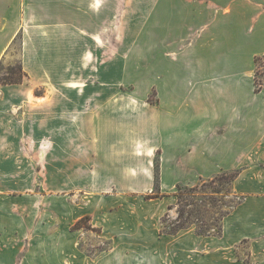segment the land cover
<instances>
[{
    "label": "crops",
    "instance_id": "0c3cea01",
    "mask_svg": "<svg viewBox=\"0 0 264 264\" xmlns=\"http://www.w3.org/2000/svg\"><path fill=\"white\" fill-rule=\"evenodd\" d=\"M18 38L25 79L0 84V264H92L80 229L52 225L55 201L16 198L19 176L126 193L158 174L172 193L232 170L242 201L218 235H172V264H264V0H0V60ZM164 45L186 70L161 73L156 103L111 85L114 64Z\"/></svg>",
    "mask_w": 264,
    "mask_h": 264
},
{
    "label": "rangeland",
    "instance_id": "374dc122",
    "mask_svg": "<svg viewBox=\"0 0 264 264\" xmlns=\"http://www.w3.org/2000/svg\"><path fill=\"white\" fill-rule=\"evenodd\" d=\"M141 48L138 50L141 49L145 61L114 64L115 80L111 85L137 88L148 101L156 103L161 73L186 70V63L172 61L171 55L166 54L172 48L167 45L156 55L153 46ZM19 52L18 38L7 56L0 60V81L9 74L19 77ZM256 65V90H259L264 88V57ZM110 81L100 79L99 85H110ZM237 173L238 170H232L178 185L172 193L158 189V174L152 191L126 193L55 191L49 186L58 182L57 176L31 174L19 176V190L14 194L19 199L55 201V206L51 205L52 225L60 230V226L64 227L67 233L80 229L78 241L82 242L84 263L90 260L92 264H172V235L183 229L193 230L199 236L220 233L223 218L242 201L233 190ZM42 211L43 208L36 207V213ZM173 231L177 232L172 234ZM139 242H145V246L139 247ZM247 257L244 254L249 260Z\"/></svg>",
    "mask_w": 264,
    "mask_h": 264
},
{
    "label": "trees",
    "instance_id": "16d2710c",
    "mask_svg": "<svg viewBox=\"0 0 264 264\" xmlns=\"http://www.w3.org/2000/svg\"><path fill=\"white\" fill-rule=\"evenodd\" d=\"M264 57V56H263ZM261 59V57H257L256 58V64H258L259 60ZM18 72H19V77L14 78L13 76H10L11 74H9V78H5L2 81H0V84H18V83H22L24 76H25V72L23 71L22 65L20 64V67L18 68ZM237 175L234 176V179L236 178ZM233 179V180H234ZM178 231V230H177ZM177 231H173L171 232L172 234L176 233Z\"/></svg>",
    "mask_w": 264,
    "mask_h": 264
}]
</instances>
